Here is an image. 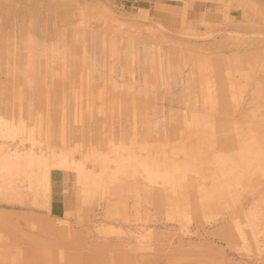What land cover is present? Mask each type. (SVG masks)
<instances>
[{
    "label": "rangeland",
    "instance_id": "374dc122",
    "mask_svg": "<svg viewBox=\"0 0 264 264\" xmlns=\"http://www.w3.org/2000/svg\"><path fill=\"white\" fill-rule=\"evenodd\" d=\"M158 1L0 0V264H264V0Z\"/></svg>",
    "mask_w": 264,
    "mask_h": 264
},
{
    "label": "crops",
    "instance_id": "0c3cea01",
    "mask_svg": "<svg viewBox=\"0 0 264 264\" xmlns=\"http://www.w3.org/2000/svg\"><path fill=\"white\" fill-rule=\"evenodd\" d=\"M123 8L131 10L137 15L142 17L155 16L161 20H167L169 18H175L178 16L177 9L179 6L158 0H115ZM51 181L53 183V194L50 206V214L57 218H62L67 211V204L62 192L61 177H57L55 174L51 175Z\"/></svg>",
    "mask_w": 264,
    "mask_h": 264
},
{
    "label": "bare ground",
    "instance_id": "6f19581e",
    "mask_svg": "<svg viewBox=\"0 0 264 264\" xmlns=\"http://www.w3.org/2000/svg\"><path fill=\"white\" fill-rule=\"evenodd\" d=\"M84 10H85V8H84ZM89 10H90V9H89ZM95 10H96V9H95ZM84 12H85V11H84ZM99 12H101V11H99ZM102 12H103V11H102ZM86 14H87V13H86ZM103 15H104L103 18L106 17V18L109 19V20H110V19H113V15H112L111 13H109V12L107 13V12L104 11V14H103ZM89 18H90V16H89ZM100 18H101V17H100ZM90 19H91V18H90ZM88 21H89V20H88ZM101 21H103V20H101ZM112 21H113V20H112ZM114 21H115V20H114ZM114 21H113V22H114ZM113 22H112V23H113ZM116 22H117V21H116ZM84 23H85V22H84ZM114 23H115V22H114ZM117 23H118V22H117ZM109 24H111V23H109ZM88 25H89V24H88ZM114 25H115V24H114ZM108 30H109V29H108ZM96 94H97V92H96ZM96 94H95V95H96ZM95 95H94V96H95ZM106 96H107V95H106ZM114 100H115V99H114ZM113 102H114V101H113ZM106 103H107V102H106ZM102 105H104V104H102Z\"/></svg>",
    "mask_w": 264,
    "mask_h": 264
}]
</instances>
